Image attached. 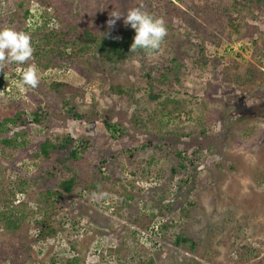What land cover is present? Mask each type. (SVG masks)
<instances>
[{"label":"rangeland","instance_id":"obj_1","mask_svg":"<svg viewBox=\"0 0 264 264\" xmlns=\"http://www.w3.org/2000/svg\"><path fill=\"white\" fill-rule=\"evenodd\" d=\"M234 1L51 0L48 11L81 36L99 35L110 12L126 16L141 3L169 28L152 59L102 62L83 37L89 49L38 73L36 88L17 86L28 66L0 71V121L20 114L25 123L8 135L17 147L0 144V264H264V0H240L251 11L239 32L230 27ZM36 5L0 0V28L11 19L23 31L21 17ZM124 16L116 26H126ZM52 82L66 85L57 91ZM69 107L86 119H70ZM45 140L56 146L50 159L40 152ZM73 174L74 192L45 202ZM41 219L55 231L45 239ZM178 236L195 250L175 246Z\"/></svg>","mask_w":264,"mask_h":264},{"label":"trees","instance_id":"obj_2","mask_svg":"<svg viewBox=\"0 0 264 264\" xmlns=\"http://www.w3.org/2000/svg\"><path fill=\"white\" fill-rule=\"evenodd\" d=\"M251 3H259L260 0H250ZM38 5H36L35 10L26 9L23 16L21 17L22 21L29 22L27 28H24L23 31L26 33H30L32 46L34 49L33 57L27 64H23L24 66H28L30 64H34L37 68V73L44 74L50 69H58L62 62H72L73 58H75L78 54L84 53V51L88 48V45H82L81 43L83 37L91 39L95 42L97 49L99 50L100 57L103 60L102 62H107L112 65H123L127 64L131 59L135 57H145L143 51H137L136 53L130 52V46L133 42L135 36V30L131 28L130 25L127 26H114L113 28H104V30L99 34L96 35L95 33L91 32L89 29H85L84 31H80L82 33L79 35L76 31L75 27L67 28V23L65 19L62 17L60 12L55 8L54 13L48 11V8H52L54 6L51 3V0H37ZM250 3V2H249ZM247 2H241L240 0H235L232 4V11L237 14L239 18L233 17L230 20V27L233 32H239V28L242 26V15L245 12H250L251 8ZM19 8H23V2L18 3ZM154 12L155 10L152 9ZM34 11V12H33ZM150 14V12H147ZM151 15V14H150ZM53 18V21H52ZM161 18V17H160ZM166 28L168 30L169 25L164 18ZM59 23V27L55 28L54 22ZM14 20L9 19L7 21L8 26L11 28V24L14 23ZM33 21V24L32 22ZM32 24V25H31ZM71 31V32H70ZM166 38V37H165ZM68 49L70 51L68 52ZM201 67H205L208 64L207 59L199 58L196 62ZM166 79V76H162ZM167 80V79H166ZM3 85V81H0V88ZM66 84L52 82L50 88L59 91V88L65 87ZM112 93L121 96L127 95V90L121 86L112 87ZM153 98H156L153 96ZM177 105H180L179 103ZM170 111L168 114H171ZM68 116L70 119L73 120H83L86 117L82 114H78L73 110L72 107H69L67 110ZM33 122L41 123L43 116L40 115L38 112H34L32 115ZM21 117L20 114L14 117H5L0 121V144L4 147H17L15 144V138H10L8 135L12 130V127H17L20 124L25 125L24 122L20 121ZM111 118H107L103 121L106 130L110 133H115L117 130L116 125L111 123ZM20 135L19 133L15 134L14 136ZM62 147H65L62 145ZM56 146L52 144V141L45 140L42 144H40V152L45 157V159L51 158L50 150H54ZM65 149H68L66 146ZM77 151H72L71 156L77 157ZM194 153L199 154V151H194ZM184 159L180 163L182 168H187L184 164ZM60 164L63 163L58 160ZM65 170H70V168L65 167ZM177 172L174 171L173 174ZM61 174V173H59ZM53 176V175H52ZM56 177V176H53ZM76 175L73 174L70 178L64 179L60 178L57 184L56 190H47L46 195L44 196L45 202L53 205L55 202L58 203L61 197L64 194L70 195L74 192L75 186L77 185V180L75 179ZM96 190V189H95ZM52 201V202H51ZM54 202V203H53ZM174 203L172 204L173 207ZM171 207L168 206V209ZM46 214V213H45ZM49 219V217L47 218ZM9 227L17 229L19 225L15 222H11L10 218L7 219ZM39 236L41 239H45L46 237L55 233L52 230L51 226L47 224L46 219H41L38 222ZM39 238V239H40ZM188 246V249L194 251L196 248V242L192 239L178 236L175 240V246ZM148 260L143 259L145 264H152V259L147 258ZM149 262V263H147ZM78 263V259L74 258L73 261L67 262L66 264H76Z\"/></svg>","mask_w":264,"mask_h":264},{"label":"clouds","instance_id":"obj_3","mask_svg":"<svg viewBox=\"0 0 264 264\" xmlns=\"http://www.w3.org/2000/svg\"><path fill=\"white\" fill-rule=\"evenodd\" d=\"M143 7L141 3L139 7L130 8L126 16L114 10L109 13L107 25L110 29L113 28L117 20L124 16V24L130 25L135 30L130 52L143 51L147 58L152 59L161 49L167 36V28L163 19L151 16L142 10ZM33 53L32 40L28 33L10 27L0 28V71L9 64H27L32 59ZM39 84L37 68L34 64H30L23 71L17 86L36 88ZM93 196L101 198L107 196V193H93Z\"/></svg>","mask_w":264,"mask_h":264}]
</instances>
